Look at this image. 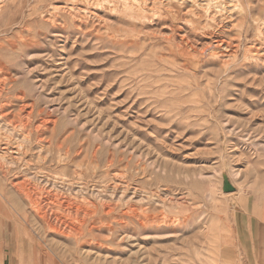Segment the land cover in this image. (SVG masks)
I'll use <instances>...</instances> for the list:
<instances>
[{
    "label": "rangeland",
    "instance_id": "374dc122",
    "mask_svg": "<svg viewBox=\"0 0 264 264\" xmlns=\"http://www.w3.org/2000/svg\"><path fill=\"white\" fill-rule=\"evenodd\" d=\"M149 1L143 10L135 0L7 1L0 199L12 210L8 221L41 240L57 264H252L240 207L246 192L264 199L260 0H241L252 11L231 20L233 0L208 10L202 0ZM209 23L227 47L199 62ZM22 106L31 111L27 130L50 119L42 142L34 131L26 142L19 126L5 128L6 118L27 117ZM45 174L110 204L86 223L98 232L84 227L74 240L48 229L26 201L17 207L11 181ZM224 176L233 191L222 190ZM130 205L155 218L139 225L122 216Z\"/></svg>",
    "mask_w": 264,
    "mask_h": 264
},
{
    "label": "bare ground",
    "instance_id": "6f19581e",
    "mask_svg": "<svg viewBox=\"0 0 264 264\" xmlns=\"http://www.w3.org/2000/svg\"><path fill=\"white\" fill-rule=\"evenodd\" d=\"M7 1L8 0H0V17H1V14H3L5 12V10L7 9V7L9 6ZM183 1L185 2L186 0H181V2H183ZM192 1H194V0H192ZM202 1L204 2V4L201 5V6L204 7V9H206V10L211 9L212 7L216 6V3H219V0H202ZM233 1H234V4L231 7L234 9V12L233 13H228V16L226 15V17L228 19L231 20V17L233 16L234 13H236L238 16H240V18H245L247 12H251L252 11L250 6L244 7L241 0H233ZM90 2H91V0H90ZM135 2H136V6L138 7V9L143 10L144 5L146 4V0H135ZM157 2L160 5V3H162V0L161 1H156V2L154 0L149 1L148 2L150 4L149 7L151 8L152 6H155V4H157ZM198 3H200V2L198 1ZM228 5H229V3H228ZM165 6H166V4H165ZM170 7L174 8V6L172 4L170 5ZM256 9H257L256 18L260 20L259 21V25H258V33L257 34H258V36H260V37H262L264 39V0H260V2L258 4V6L256 7ZM185 11L187 12L188 10H185ZM182 12H181V14H182ZM207 15H210V12L207 11ZM261 15H262V17H261ZM210 17H211V20H214V18H215L212 15ZM241 20L242 21H240V23L243 22V19H241ZM220 25H223V24H220ZM175 31H176V29H175ZM157 33H158V31H157ZM204 33H205V38L208 41V44L202 50L200 56L197 57L199 62H202L203 60H205L207 58V55L212 54V56H213L214 54L211 53V51L220 49L226 44L223 40L217 38V35H218L217 34V29L216 28L214 29L212 24L209 23L206 26V28L204 30ZM172 41L174 42V40H172ZM183 41H184V39H183ZM175 43H176V41H175ZM189 44H190V42H189ZM225 46L227 47V45H225ZM186 47H188V46L186 45ZM199 48H198V50H199ZM188 49H189V47H188ZM193 53H196V52H193ZM190 64H191V61H190ZM2 82L3 81H0V94L3 91V87L1 85V84H3ZM24 108H25V106H22L20 109L27 114V117H24V118L19 117L17 119H12V121L8 120L6 118V121L3 122L4 126H5V128H7L9 130L10 129H14V128L19 126L20 129L24 131V132H22V138H23L22 140L23 141L26 140V142H28V141L30 142L29 134L34 131L35 134H36L35 140L38 143H40V142H42V138H41L42 134H40L41 129H42L43 126H46V124L50 122V119L49 118H44V119L42 118L40 120V123L35 124L34 126L32 125L33 127H30L27 130L26 128H28V126H30L29 116L31 114V111L30 110L27 111ZM0 125H1V123H0ZM9 125H11V126H9ZM25 130H27V131L25 132ZM10 147H12V146H10ZM1 149H2V147H1ZM17 150L19 151V149H17ZM17 153H19V152H17ZM0 159L5 160L4 156H2L1 154H0ZM43 161H44V159H43ZM24 165H25V167H28L29 164L27 162H25ZM0 168L2 169L1 164H0ZM30 171H31V169H30ZM32 175H33V173H32ZM53 178H59L61 180L60 181V184L62 185L61 188L58 187V185L56 184V179H53ZM35 180L36 181L23 180V181L19 182L18 180L14 179V180L11 181L12 191H10L9 196L14 198L13 201H15V202L17 201L18 206L13 201H12V204L14 206L16 205L17 207H21L20 205L21 204L23 205V200L26 201L29 204V206H30V210L34 211V213L42 220V222L47 226L48 229L57 231L62 236L73 237L74 240H78L79 238H81L84 235V227H86V229L89 232H98V228H96L94 225L89 223V225L86 226L87 221L91 220L99 210L101 212L105 213V214H109L111 212V210H112L110 208V204L104 203L103 202L104 199H102L101 197H97L98 195L95 194L93 192V190H89L88 187L86 188L85 185H79L77 188L72 187V183H70V181L67 180L66 176H53V177H51L50 175H46L45 174L44 177H40L39 175H36V179ZM76 183H78V182H76ZM60 190H64L69 195H67V194L64 195V194L60 193L61 192ZM117 190H120V189H117ZM89 198H92L93 200L97 199V201H101V203H96L94 201H91ZM19 202H20V204H19ZM179 202L180 201L178 200V203ZM49 210L51 212L48 214ZM52 215L54 216L53 219L51 218ZM124 215L128 216L131 219H134L139 225H144L145 222L152 220V218L153 219L155 218L152 215L148 214L145 211V209H141L140 208V210H139L137 207L132 206V205L127 207L126 210L124 209V211L122 212V216H124ZM204 225H206V224H204Z\"/></svg>",
    "mask_w": 264,
    "mask_h": 264
},
{
    "label": "crops",
    "instance_id": "0c3cea01",
    "mask_svg": "<svg viewBox=\"0 0 264 264\" xmlns=\"http://www.w3.org/2000/svg\"><path fill=\"white\" fill-rule=\"evenodd\" d=\"M243 197L240 211L248 226L252 264H264V199L253 192ZM12 216L0 199V264H57L56 255L41 240L8 221Z\"/></svg>",
    "mask_w": 264,
    "mask_h": 264
},
{
    "label": "water",
    "instance_id": "95a60500",
    "mask_svg": "<svg viewBox=\"0 0 264 264\" xmlns=\"http://www.w3.org/2000/svg\"><path fill=\"white\" fill-rule=\"evenodd\" d=\"M222 190L224 192H230L234 190V186L228 181V178L226 176H224L223 179Z\"/></svg>",
    "mask_w": 264,
    "mask_h": 264
}]
</instances>
